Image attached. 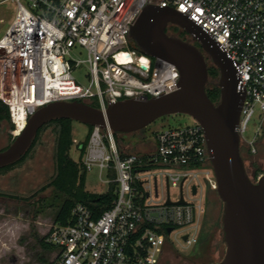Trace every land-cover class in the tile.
<instances>
[{
  "label": "built area",
  "instance_id": "built-area-1",
  "mask_svg": "<svg viewBox=\"0 0 264 264\" xmlns=\"http://www.w3.org/2000/svg\"><path fill=\"white\" fill-rule=\"evenodd\" d=\"M13 1L15 19L0 38V101L13 139L50 102L95 100L105 111L109 103L177 90V65L143 53L130 37L142 11L159 6L185 14L233 61L244 91L240 147L258 153L261 130L250 140L243 136L256 109L264 124V0ZM76 45L88 52V84L73 76L82 62L70 58ZM153 142L150 151L121 152L109 126H93L85 145L73 137L82 166L105 173L115 196L101 211L77 202L69 223L49 228L48 264H161L166 247L174 249L172 236L186 248L198 244L206 189H217L204 129L198 122L169 126Z\"/></svg>",
  "mask_w": 264,
  "mask_h": 264
},
{
  "label": "water",
  "instance_id": "water-1",
  "mask_svg": "<svg viewBox=\"0 0 264 264\" xmlns=\"http://www.w3.org/2000/svg\"><path fill=\"white\" fill-rule=\"evenodd\" d=\"M170 24L191 34L200 47L168 34ZM130 37L143 53L177 65L179 88L146 101L127 98L109 103L105 111L82 100L50 102L41 106L23 131L0 150V167L22 158L39 130L54 119L69 118L101 128L109 126L115 134H128L167 115H190L204 129L216 190L224 203L225 253L219 261L207 264H264V173L253 181L241 153L237 126L244 91L239 87L233 61L214 38L173 8L146 7L133 25ZM204 52L220 71L218 103L206 91L208 63Z\"/></svg>",
  "mask_w": 264,
  "mask_h": 264
},
{
  "label": "rangeland",
  "instance_id": "rangeland-1",
  "mask_svg": "<svg viewBox=\"0 0 264 264\" xmlns=\"http://www.w3.org/2000/svg\"><path fill=\"white\" fill-rule=\"evenodd\" d=\"M17 3L13 0H0V38L15 19ZM70 58L82 60L73 69V76L88 84L90 78L87 63L88 52L80 45L70 50ZM209 66L213 65L210 57L206 58ZM219 77L208 76L206 86L219 84ZM263 116L256 109L248 123L244 138L252 139L261 126ZM197 121L187 114L167 115L131 134H122L120 147L130 153H143L154 148V133L169 126L193 124ZM73 137L85 144L90 127L77 120L72 121ZM11 125L0 122V149L7 147L14 139ZM54 126H47L41 133L36 146L29 157L22 163L0 171V264H47L54 257V249L45 245L44 237L54 224L64 195L51 186L43 188L57 172L54 156ZM79 148V147H78ZM72 144L70 156L81 163L82 151ZM245 157V166L249 176L254 177L253 162L264 170V137L260 140L259 153L249 155L245 147L241 148ZM82 172V171H81ZM80 172V173H81ZM108 176H100L98 167L87 170L84 178L85 190L103 194L109 191L111 183ZM176 191L173 189V194ZM206 213L200 235L203 243L191 248L184 247L173 236L170 246L166 247L161 264H192L190 259L196 256V264L219 261L226 249L223 231L224 203L217 190L207 188L205 192Z\"/></svg>",
  "mask_w": 264,
  "mask_h": 264
},
{
  "label": "trees",
  "instance_id": "trees-1",
  "mask_svg": "<svg viewBox=\"0 0 264 264\" xmlns=\"http://www.w3.org/2000/svg\"><path fill=\"white\" fill-rule=\"evenodd\" d=\"M219 74L220 71L216 66L214 65L208 66V76L218 77ZM206 91L208 96L211 98V100L214 103H218L220 101L221 91L218 84H212L211 86H206ZM85 102L93 106L99 107V104L95 100H89ZM4 121L8 122L11 125V127L13 126L10 120V115L7 105L2 101H0V122H4ZM72 121L73 120L69 118L54 119L49 121L39 130L32 145L30 146L28 151L22 156V158L15 161L14 163H11L4 167H0V171H3L10 167L18 165L22 163L24 160H26L29 157V155L32 153L34 147L36 146V143L42 131L47 126L50 125L54 126V133H55L54 156H55L57 172L55 176L47 183V185L43 187L46 188L53 186L57 188L59 191H61L64 195V199L60 205L59 211L57 212L56 218L54 220V224L69 223L71 219V210L77 202H83L93 206L96 205V207L101 211L111 206L115 196L114 182H111L109 191L103 194L91 193L85 190L84 178L87 170L82 166L81 163L76 162L70 156V149L73 144ZM89 127L90 130L84 142L85 144L89 139L93 126L89 125ZM145 129L146 128L142 129L141 131L144 132ZM134 133L136 132H133L131 134ZM115 135L121 152H124V150L120 147L121 146L120 143L123 139V137H121L122 134H115ZM243 158L245 160L244 156ZM253 165L255 166L254 178L257 179L262 173H264V170L261 169L255 162H253ZM43 241L46 246L54 249V247L51 244L46 243L45 237ZM201 241H204L203 235L202 236L200 235L198 243L201 244Z\"/></svg>",
  "mask_w": 264,
  "mask_h": 264
},
{
  "label": "flooded vegetation",
  "instance_id": "flooded-vegetation-1",
  "mask_svg": "<svg viewBox=\"0 0 264 264\" xmlns=\"http://www.w3.org/2000/svg\"><path fill=\"white\" fill-rule=\"evenodd\" d=\"M167 32H168V34H170L172 36L179 37V38H181V39H183V40H185L187 42H190V43H192V44L200 47L199 42L196 41L191 34H189L184 29L180 28L177 25H173V24L168 25ZM204 55H205L206 58L209 57L208 54L205 53V52H204ZM262 136L264 137V124H263ZM261 139H262V137H261ZM252 180L253 181H256L257 179H255L252 176ZM201 243H203V241H201ZM198 246H200V244ZM190 262L192 264H196V256L195 255H193V257L190 259Z\"/></svg>",
  "mask_w": 264,
  "mask_h": 264
}]
</instances>
